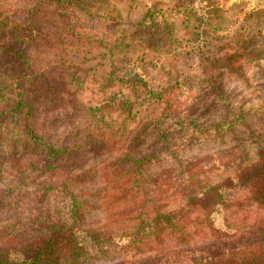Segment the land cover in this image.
Segmentation results:
<instances>
[{"label": "rangeland", "instance_id": "374dc122", "mask_svg": "<svg viewBox=\"0 0 264 264\" xmlns=\"http://www.w3.org/2000/svg\"><path fill=\"white\" fill-rule=\"evenodd\" d=\"M40 1L42 0H1L0 12L14 19L10 24L15 26L16 21L22 19L24 13L19 12L20 9L28 10L26 7L30 9ZM79 7L75 19L68 15L59 18L50 7H45L47 11L35 19L33 27H39L43 36L45 33L50 36L54 50L50 52L38 48L37 52H30L27 55L31 63L29 72L37 75V78L43 73L45 82L50 84L46 81L50 80L52 85L58 83L60 88V81L67 83L78 102L61 106L64 109L38 104L37 119L32 123L37 133L42 131L45 134L49 131L48 136L51 133L53 137L60 136V138H63L68 131L62 129L57 135L51 129L46 130L48 123L45 116L50 115L52 118L59 114L63 127L68 129L73 123L75 124L72 129H75L76 135L70 136L69 143L73 145L81 142L85 146L70 155L77 168L69 169L67 167L70 164L69 160L63 162L64 179L76 178L72 183L74 184L72 189L84 204L91 229L106 233V249H117V252L109 251L107 257L99 263L123 264L128 260L136 262L135 264H144L142 260L149 251L146 248L149 247L141 246V250H133L128 244L133 240H124L122 236L139 231L138 239L144 237L145 233L151 231L148 224L150 225L157 209L170 213L181 208L196 211L189 212L188 215V219L193 223H189L186 232L192 235L185 241L172 238L169 245L187 242L192 246L210 249L208 240L219 236L228 238L241 230H256L255 225L264 219V206L254 200L250 201V179L247 182L245 180L248 179L247 176L250 175L251 178L254 172L257 173L259 169L264 168V156L259 154L264 151V0H81ZM149 10L152 14L150 22H147L148 26H154L153 19H158V23L163 21L169 23L170 37L179 41L176 45L178 51L174 54V51L166 54L169 50H164L165 48L162 54L145 53L149 29L136 28V24ZM68 30L70 33H66ZM78 33L86 39L83 41L78 37ZM16 34L17 32L13 31V35ZM164 34L158 38L161 47L165 46L164 39L167 38ZM5 37L4 35L0 39V46L12 45L13 36L8 35V40ZM87 39L91 41L88 42ZM3 53L0 52V89L8 85L23 69V64L12 61ZM113 57L118 58L114 60ZM125 61L129 66L144 67L151 78L148 83L155 85L156 89L169 84L174 85L177 79L181 80L183 92L176 91L174 100L177 102H181L182 96L189 95L200 83L206 84V79L216 78V85L225 90L230 102L233 103V100L239 102L229 108L231 120L236 119L234 114L235 116L239 114L238 107L243 105V115L249 113L254 122L255 144L249 146L255 147L250 153L255 164L245 166L244 172L248 174L246 178L241 181V173L238 169L239 152L232 153L237 144L230 132L231 130L234 132L235 127L228 128L227 132L230 134L224 139L197 141L196 146L188 149H186L187 144L192 141L185 140L181 153L165 163H138V166L135 164L124 166L131 171V174L124 178L127 180V187L137 199L124 204L123 218L112 217L109 211L104 218L106 206L104 207L102 203L105 194L103 189L107 188L106 183L113 179L117 180L120 174L115 172V168H109V164L126 154L125 152L113 154L116 150L121 151L120 146L125 141V137L120 138L119 133L124 127L125 130H131V125L133 127L134 125L124 123L122 117L119 118L117 114L109 115L108 112H103L104 114L98 115L91 111V108L103 105L106 99L101 94L97 82L104 84L106 82L104 78L111 65L117 66L119 62ZM62 73L64 77L60 78V81L57 80L56 76L61 77ZM31 85H33L32 81L24 80L20 87L22 91L31 94L30 89L36 87ZM150 89L153 88L150 86ZM122 90L124 91V88L119 84L113 86V91L119 94ZM0 92H4L3 96L0 94V102H2L0 113H2L11 107L15 92L11 96L4 90ZM125 93L129 94L127 91ZM119 99L121 100V97L117 98ZM3 101L9 103L5 104ZM131 101L135 111L137 102L133 98ZM219 111L222 115L228 112H223L220 108ZM69 122L72 124L69 125ZM80 129L84 130V133ZM91 129H95L96 133L101 135L97 140L91 137ZM113 131L117 132L116 139L112 135ZM238 131L243 133V138H236L239 146L242 145L243 139L244 144L252 142V139H247L246 130ZM245 133L246 137H244ZM134 136H131V139H135ZM101 139L104 142H99ZM113 147L114 150L111 152ZM133 149L135 150V147ZM241 149L243 150V147ZM144 151L149 152L147 148H139L131 154L138 160L143 158ZM242 157L244 158V154ZM186 160L203 161V165L201 164L196 171L199 184L224 187L226 195L217 201L215 197L201 196L196 190L193 200L176 196L148 205L146 203L148 198L156 193L157 189L153 184L159 181V176L170 171L178 161ZM215 170L221 173L209 176V173ZM46 179L44 177L41 180L43 182ZM4 181L0 173V189ZM226 182L233 185L228 186ZM206 200L208 201L205 203ZM107 201L109 202V197L104 199V202ZM215 203L221 206L216 210L219 216H212L214 219L212 221L209 220V216L204 215V211ZM135 206L138 207L137 212ZM129 217H133V220H129ZM3 223L4 221L0 224V231L4 226ZM120 237L123 241L116 240ZM239 245L240 248L228 244L227 248L231 247L233 250L206 264H264V242L253 243L246 240ZM16 257L21 258L22 255L16 254Z\"/></svg>", "mask_w": 264, "mask_h": 264}, {"label": "trees", "instance_id": "16d2710c", "mask_svg": "<svg viewBox=\"0 0 264 264\" xmlns=\"http://www.w3.org/2000/svg\"><path fill=\"white\" fill-rule=\"evenodd\" d=\"M80 2L81 0H42L31 6L30 9L26 7L28 10L20 9L19 12L24 13L22 19L16 21L15 26L10 24L14 19H10L0 12V39L4 35L7 40L8 35L14 37L12 39L10 37L12 45L0 46V52H4L3 54L12 61L23 64L22 72L0 89L9 96L15 92L11 107L0 113V173L5 180L0 189V224L4 221V226L0 231V236L2 235L0 238V264H100L99 262L107 257L109 251L117 252V249H106L105 232L91 229L84 204L72 189L74 186L72 183L76 178L73 180L64 179L63 162L69 160L70 164L67 167L69 169L77 168L78 166L75 165V161L71 159L70 155L85 146L81 142L73 145L69 143L70 136L76 135L75 129H72L75 124L73 123L72 126V123L69 122L68 124L71 126L68 129L63 127L59 114L52 118L50 115L45 116L48 123L46 130L51 129L57 135L62 129L68 131L63 138H60V136L53 137L54 135L51 133L48 136L49 131H46L45 134L42 131L37 133L32 123L37 119L36 106L38 104L62 108L63 105L78 102L67 83L60 81V78L64 77L63 73L61 77L56 76L60 81V88L58 83L52 85L50 80H46L50 84L45 82L43 73H40V78H37V75L29 72L31 63L27 55L30 52H37L38 48L42 51L51 52L54 50L50 36L46 33L43 36L39 27H33L35 19L47 11L45 7L53 9L59 18L68 15L75 19L77 11L80 9ZM151 14L152 12L149 10L136 24V28L149 29V40H146L145 53L162 54V50L165 48L164 50H169L166 54L173 51L174 54L178 51L176 45L179 41L170 37L169 23L167 24L165 21L158 23V19H153L154 26H148L147 22H150ZM13 31L17 32L15 36ZM66 33H70V30ZM161 34L167 36L164 39L165 46L163 47L158 44ZM77 35L83 41L86 39V37H81L80 33ZM87 41L90 42L91 39H87ZM116 58L118 57H113L114 60ZM111 67L104 78L106 82L104 84L97 82L101 88V94L106 99L103 105L91 108V111L98 115L104 114L103 112H108L109 115L117 114L119 118L122 117L124 123L133 124L134 127L131 125V130H125L124 127L119 133V137H125V141L120 146L121 151L116 150L113 154L119 152L126 154L121 159L109 164V168H115V172L120 174L117 180L113 179L106 183L107 188L103 189L105 194L102 203L104 207L106 206L104 218L109 214L108 211L112 217L123 218L124 204L137 199V196H133L127 187L128 183L124 178L130 175L131 171L125 169L124 166L130 164L138 166V163H165L181 153L182 146H185V140L194 142L187 144L186 149H188L196 146L198 143L195 142L197 141L224 139L231 133L237 144L232 153L239 152L238 169L241 173V181L246 178L248 174L244 172L245 166L255 164L250 155L255 147L249 146V144H255L253 139L255 135L254 122L249 113L246 116L243 115V105L238 107L239 114L233 109L237 115L234 114L236 119L231 120L229 108L239 102L235 100L233 103L230 102L225 90L216 85V78L206 79V84L200 83L189 95L182 96L181 102H177L174 100L176 91L183 92L181 80L177 79L174 85L169 84L156 89L155 85L148 83L151 78L144 67L129 66L126 61ZM24 80L32 81L33 85L31 86H36L35 89H30L31 94L22 91L20 86ZM115 84L124 88L121 94L113 91ZM150 86L153 89H150ZM125 91L129 94L126 95ZM0 94L3 96L4 92H0ZM120 97L121 100H117ZM132 98L137 102L135 111ZM219 108L223 112H228L222 115ZM234 127V132L232 130L230 133L227 132L228 128L233 129ZM241 129L247 131V139H252L251 143L244 144L243 139L242 145L239 146V141L236 138H243V133L238 131ZM80 130L84 133V130ZM90 131L91 137L95 140L101 136L96 133L95 129ZM116 133V131L112 132L114 139L117 138ZM214 133H218V135H214ZM133 135H135V139H131ZM244 137H246V133ZM85 138L87 139L86 136ZM99 142H104V140L101 139ZM105 142H107L106 138ZM139 148H147L149 152L144 151L143 158L137 160L131 153ZM259 154L264 156V151ZM201 164L203 165V161H178L170 171L159 176V181L153 184L157 189L156 193L149 197L146 203L148 205L156 204L176 196L193 200L197 193L196 190L201 196L215 197L218 201L219 198L226 195V190L224 191V187L201 186L199 184L196 171ZM217 173L219 174L221 171L215 170L213 173H209V176L217 175ZM44 177L47 179L42 182L41 179ZM247 177L245 182L250 179V201L254 200L264 206V168L259 169L257 173L254 172L251 178L250 175ZM225 184L233 185L230 182ZM234 192L236 191L234 190ZM106 197H109V202H104ZM216 203L204 211V215L209 216V220L212 221L214 220L212 216H219L216 210L221 205H216ZM137 208L135 206L136 212ZM189 212L195 213L196 211L181 208L170 213L157 209L150 225L148 224V228L151 227L149 233H145V236L140 239H138L139 231L122 237L124 240H133L128 243L133 250H141V246L149 247L146 248L149 251L145 253L146 257L142 260L145 262L144 264H206V262H211L218 256L227 255L230 250H233L231 247L227 248L228 244L240 248L239 244L246 240L253 243L264 242L263 219L255 225L256 230H241L228 238L219 236L208 240L210 249H204L197 245L192 246L187 242L169 245L172 238L185 241L192 235L186 232L189 223H193L191 219H188ZM129 220H133V217H129ZM122 237L116 240L123 241ZM16 254H21L22 257L18 258ZM135 263L125 260L123 264Z\"/></svg>", "mask_w": 264, "mask_h": 264}]
</instances>
